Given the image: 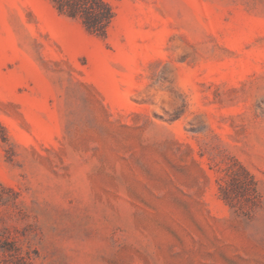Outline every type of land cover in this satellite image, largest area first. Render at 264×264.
<instances>
[{"label":"rangeland","instance_id":"374dc122","mask_svg":"<svg viewBox=\"0 0 264 264\" xmlns=\"http://www.w3.org/2000/svg\"><path fill=\"white\" fill-rule=\"evenodd\" d=\"M102 1L0 0V264H264V0Z\"/></svg>","mask_w":264,"mask_h":264},{"label":"trees","instance_id":"16d2710c","mask_svg":"<svg viewBox=\"0 0 264 264\" xmlns=\"http://www.w3.org/2000/svg\"><path fill=\"white\" fill-rule=\"evenodd\" d=\"M60 15L77 19L87 32L105 35L113 20L111 7L102 0H49Z\"/></svg>","mask_w":264,"mask_h":264}]
</instances>
